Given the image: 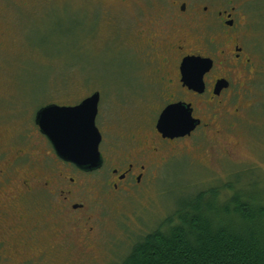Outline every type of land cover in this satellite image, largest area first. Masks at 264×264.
Returning a JSON list of instances; mask_svg holds the SVG:
<instances>
[{
  "label": "rangeland",
  "instance_id": "374dc122",
  "mask_svg": "<svg viewBox=\"0 0 264 264\" xmlns=\"http://www.w3.org/2000/svg\"><path fill=\"white\" fill-rule=\"evenodd\" d=\"M190 1L234 5L242 18L239 24L246 22L237 41L251 58L255 74L238 90L240 97L236 85L225 95L230 109L237 107V118H227L235 125L216 140L206 135L184 139L188 150L161 165L160 160L153 162L139 185L123 186L113 195L107 193V143L138 128L147 130L158 110L144 100L149 96L147 84L121 27L144 18L143 10L162 9L153 0L125 6L102 0H10L0 5V121L33 137L34 114L40 106L75 104L98 91L96 125L104 136L100 148L107 155L102 168L70 174L87 184L89 192L78 193L75 199L95 217L89 240L67 235L65 213L49 204L56 195L36 189L28 200L13 204L9 221H0V232L9 224L19 239L29 234L38 245L27 251L23 264H118L140 235L172 212L177 199L226 181L264 205V0ZM227 30L237 31L220 23L205 26L192 45L207 51L214 31L217 38ZM221 41L228 49L230 43L223 37ZM228 56L217 57L214 69ZM52 247L56 250L47 253Z\"/></svg>",
  "mask_w": 264,
  "mask_h": 264
},
{
  "label": "flooded vegetation",
  "instance_id": "af4514ba",
  "mask_svg": "<svg viewBox=\"0 0 264 264\" xmlns=\"http://www.w3.org/2000/svg\"><path fill=\"white\" fill-rule=\"evenodd\" d=\"M7 1L10 0H0V5L7 4ZM102 1L114 6L136 3V0ZM153 3L159 5L161 13L151 9L143 10L144 18H137V22H123L121 34L139 59L143 80L149 92L144 100L158 110L152 115L147 130L138 128L137 131L121 135L118 142L107 143V149L110 150V174L106 180L110 187L108 195H113L123 186L133 189L141 183L150 164L160 160L161 165L170 156L179 154L185 148L188 150L189 147L183 143L184 139L194 140L206 135L216 140L222 131L233 127L235 124L229 125L227 118H237V107L230 109L225 95L236 85V95L240 97L242 93L238 90L255 74L251 58L237 41L238 33L246 22L239 24L242 18L235 11L236 6L225 7L212 4V1L202 4L190 0H153ZM216 23L228 28L236 27L237 31H224L217 38L214 31L208 40L211 46L207 51H199L192 44L199 39L198 35L202 29L205 30V26L214 27ZM222 37L230 43L228 49L221 47ZM227 54L230 57L219 60V69L215 70L216 58ZM188 55L209 57L212 60L211 68L203 74L201 91L189 87L182 80L180 64ZM219 79H225L228 85L215 89ZM176 103L191 109L196 124L183 136H163L156 126L159 114L166 106ZM36 128V136L29 137L25 129L21 130L18 126L11 128L0 121V221H9L13 204L25 201L34 190L39 189L56 195L49 204L57 212L65 213V224L70 225L67 227V235L71 234L73 239L75 236L89 240L94 230L95 217L82 200L75 199L76 194L88 191L87 184L76 182V178L70 174L71 171H91L83 170L57 156L47 137L39 131L38 126ZM103 142L104 136L101 133L98 148L103 161L100 168L107 161L106 153L100 148ZM55 229L59 232L56 226ZM30 237L24 234L19 239L8 224L6 230L0 232V264L26 262L24 257L29 254L27 251L37 250L38 246H34ZM41 250L38 249L39 254ZM51 250L54 252L56 249L52 247L47 253Z\"/></svg>",
  "mask_w": 264,
  "mask_h": 264
},
{
  "label": "trees",
  "instance_id": "16d2710c",
  "mask_svg": "<svg viewBox=\"0 0 264 264\" xmlns=\"http://www.w3.org/2000/svg\"><path fill=\"white\" fill-rule=\"evenodd\" d=\"M118 264H264V205L233 181L179 198Z\"/></svg>",
  "mask_w": 264,
  "mask_h": 264
},
{
  "label": "water",
  "instance_id": "95a60500",
  "mask_svg": "<svg viewBox=\"0 0 264 264\" xmlns=\"http://www.w3.org/2000/svg\"><path fill=\"white\" fill-rule=\"evenodd\" d=\"M212 66L209 57L188 55L180 64L182 80L189 87L201 91L203 89V74ZM228 82L219 79L215 89L226 87ZM99 92L93 91L75 104H58L49 102L40 106L34 114V123L52 145L56 155L65 161L72 162L77 167L92 171L101 167L102 156L99 151L101 133L96 125L98 113ZM73 110H79L74 113ZM53 112L64 115H83V126L73 124L54 125L48 117ZM196 124L191 116V109L182 103L166 106L159 114L157 128L168 137H178L188 134Z\"/></svg>",
  "mask_w": 264,
  "mask_h": 264
},
{
  "label": "snow or ice",
  "instance_id": "6c2138e0",
  "mask_svg": "<svg viewBox=\"0 0 264 264\" xmlns=\"http://www.w3.org/2000/svg\"><path fill=\"white\" fill-rule=\"evenodd\" d=\"M74 113H79V110H73ZM48 119L54 124H73L79 127L83 126V115H64L58 112H53Z\"/></svg>",
  "mask_w": 264,
  "mask_h": 264
}]
</instances>
